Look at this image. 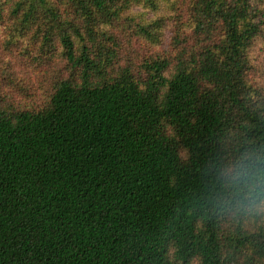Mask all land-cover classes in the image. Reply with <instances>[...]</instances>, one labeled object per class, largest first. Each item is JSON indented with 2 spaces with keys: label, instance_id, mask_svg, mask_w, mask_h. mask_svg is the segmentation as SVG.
<instances>
[{
  "label": "trees",
  "instance_id": "1",
  "mask_svg": "<svg viewBox=\"0 0 264 264\" xmlns=\"http://www.w3.org/2000/svg\"><path fill=\"white\" fill-rule=\"evenodd\" d=\"M243 152L264 0H0V264H264L216 206Z\"/></svg>",
  "mask_w": 264,
  "mask_h": 264
},
{
  "label": "clouds",
  "instance_id": "2",
  "mask_svg": "<svg viewBox=\"0 0 264 264\" xmlns=\"http://www.w3.org/2000/svg\"><path fill=\"white\" fill-rule=\"evenodd\" d=\"M264 160L240 153L217 172L218 210L232 217H264Z\"/></svg>",
  "mask_w": 264,
  "mask_h": 264
}]
</instances>
